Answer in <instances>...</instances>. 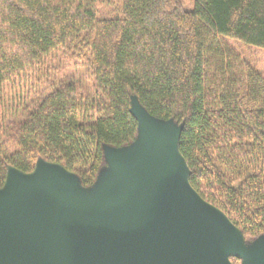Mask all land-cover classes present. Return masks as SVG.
Masks as SVG:
<instances>
[{
	"label": "trees",
	"instance_id": "obj_1",
	"mask_svg": "<svg viewBox=\"0 0 264 264\" xmlns=\"http://www.w3.org/2000/svg\"><path fill=\"white\" fill-rule=\"evenodd\" d=\"M111 2L114 14L106 0H0V188L9 167L32 173L39 160L94 186L104 148L138 137L136 97L183 126L192 186L253 243L264 236V77L226 41L264 51V0ZM61 61L85 71L90 92L53 78Z\"/></svg>",
	"mask_w": 264,
	"mask_h": 264
},
{
	"label": "water",
	"instance_id": "obj_2",
	"mask_svg": "<svg viewBox=\"0 0 264 264\" xmlns=\"http://www.w3.org/2000/svg\"><path fill=\"white\" fill-rule=\"evenodd\" d=\"M136 141L105 147L106 168L85 188L39 160L8 168L0 188V264H264V236L243 232L191 184L183 126L132 98Z\"/></svg>",
	"mask_w": 264,
	"mask_h": 264
},
{
	"label": "rangeland",
	"instance_id": "obj_3",
	"mask_svg": "<svg viewBox=\"0 0 264 264\" xmlns=\"http://www.w3.org/2000/svg\"><path fill=\"white\" fill-rule=\"evenodd\" d=\"M112 0H106V2H109V4L106 5V12H110L112 14L116 13L117 6L115 4H112ZM114 2L116 0H113ZM185 6L186 10H193L194 2L195 0H181ZM106 15L99 14V17H103ZM109 17H112V15L109 14ZM227 44L232 47L248 64H250L253 68L257 70L263 77H264V51L244 46L240 43H236L233 41H226ZM60 74L53 77L56 80H62V79H68V80H75L84 92H90L91 86L88 82V78L86 76L85 71H77L73 68L72 63H65L63 61L60 62L59 65ZM6 137H4V140ZM91 188V187H89Z\"/></svg>",
	"mask_w": 264,
	"mask_h": 264
}]
</instances>
